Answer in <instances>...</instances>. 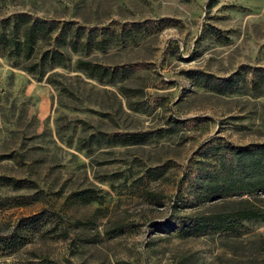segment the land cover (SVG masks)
<instances>
[{"label":"rangeland","instance_id":"374dc122","mask_svg":"<svg viewBox=\"0 0 264 264\" xmlns=\"http://www.w3.org/2000/svg\"><path fill=\"white\" fill-rule=\"evenodd\" d=\"M19 12L96 30L42 75L24 66L44 44L29 59L0 47V176L24 184L0 181V264H264V219L191 235L166 224L174 203L228 207L197 204L198 168L264 145L252 75L264 70V0H0V31L20 34ZM78 59L131 72L98 78ZM203 74L234 87L215 92ZM43 208L56 213L27 220Z\"/></svg>","mask_w":264,"mask_h":264},{"label":"trees","instance_id":"16d2710c","mask_svg":"<svg viewBox=\"0 0 264 264\" xmlns=\"http://www.w3.org/2000/svg\"><path fill=\"white\" fill-rule=\"evenodd\" d=\"M13 19L14 27L21 28L20 34L15 30L14 32L0 31V47L9 49L14 57L22 54V58L29 59L34 52L35 45L44 44L47 48L41 53L38 63L31 62L24 66L25 70L39 75L44 74L41 68L45 64L59 65L68 60L61 51V47L69 46L72 51H77L78 48L86 49L89 46L88 40L95 37L96 28L73 26L71 22L60 23L55 19L33 16L27 12L16 13ZM3 24H8V20H5ZM76 64L77 67L98 78L113 76L117 73L123 76L131 72L129 68L111 69L109 66L85 59H78ZM252 75L259 78L256 85L261 84L264 93V70L254 69ZM196 79L199 83L221 94L231 92L235 84L233 76L224 79L203 74ZM137 137L138 135H134L131 138ZM216 162L214 169L205 166L198 168L193 178L199 189L195 195L197 204L221 199L229 206L217 203L214 205L220 208L212 212L198 211L193 214H182L176 210L177 204L174 203L166 224L180 228L185 235H191L205 229L226 231L243 220L264 219V145L244 147L230 152H217ZM13 180L11 177L0 176L2 183L24 185L18 184L21 180ZM27 182V184L33 183L30 180ZM35 193L36 197L39 196L38 191ZM92 199L98 201L95 196ZM55 213L49 208H43L30 215L27 220L36 224L43 216ZM40 264H55V262L43 257Z\"/></svg>","mask_w":264,"mask_h":264}]
</instances>
